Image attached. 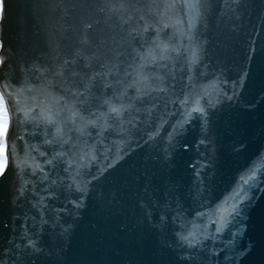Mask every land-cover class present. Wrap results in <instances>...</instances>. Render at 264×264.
Listing matches in <instances>:
<instances>
[{
  "label": "snow or ice",
  "instance_id": "1",
  "mask_svg": "<svg viewBox=\"0 0 264 264\" xmlns=\"http://www.w3.org/2000/svg\"><path fill=\"white\" fill-rule=\"evenodd\" d=\"M211 7L210 0H103L104 19L83 21L63 55L0 72V181L11 172L10 206L23 201L35 210L0 223L11 233L3 238L8 247L0 249V264H50L56 253L45 237L70 232L73 224L64 215L75 222L93 182L120 165L134 140L137 147L139 141L162 142L165 161L189 127L198 135L183 142L185 151L192 143L205 148L213 143V117L236 98L237 82L229 94L222 73L208 79L207 40L196 32ZM5 8L0 0V21ZM5 68L10 66L0 55V69ZM238 75L244 80L247 74L241 69ZM187 166L193 180L186 194H178L177 182L167 183L159 196L160 189L150 194L145 189L150 198L136 205L140 222L170 235L172 242L164 246L184 250L177 264H206L200 253L208 240L223 244L210 255L229 249L232 255L225 254L224 261L239 264L252 247L241 241L253 206L248 190L261 183L256 169L242 173L232 190L213 202L211 184L203 178L207 165ZM61 197L70 208L51 203ZM29 220L31 228L25 227ZM57 228L58 233L48 232ZM225 234L228 239H222Z\"/></svg>",
  "mask_w": 264,
  "mask_h": 264
},
{
  "label": "water",
  "instance_id": "2",
  "mask_svg": "<svg viewBox=\"0 0 264 264\" xmlns=\"http://www.w3.org/2000/svg\"><path fill=\"white\" fill-rule=\"evenodd\" d=\"M3 3L6 8L0 21L3 44L0 55L6 57L10 68L0 72L28 67L33 62L51 63V57L68 50L83 21L104 19V13L99 11L103 0H3ZM210 3L212 7L198 22L196 32L207 40L204 63L208 65V79L214 72L222 73V78L228 80L225 88L229 94L232 83L237 82L236 98L226 101L213 117L210 133L213 143L207 148L192 143L185 151L181 147L183 142H193L198 135V130L189 127L183 138L177 137L174 154L165 161L162 142L143 145L139 141L142 147H137L134 140L128 149L130 154L120 165L93 182L94 191L78 210L75 222L72 216L64 215V220L73 224L70 232L63 238L45 237L56 253L50 264H177L179 253L184 250L174 244L171 248L164 246L166 240L172 242L171 236H163L140 222L136 205L137 201L150 198L145 189L149 194L160 189L156 192L159 196L169 182H177L178 194H186L193 180L192 169L187 165L198 161L207 165L203 178L211 184L213 202L229 193L242 173L256 169L261 183L251 190L245 186L253 197V206L247 213V233L241 241L251 242L252 247L239 264H264V175H261L264 172V0H210ZM241 69L247 74L244 80L238 75ZM14 179L10 172L7 180L0 181V223H8L13 214L22 217L25 213H35L23 201H18L20 207L10 206ZM62 201L63 197L51 203L58 208H70ZM31 226L29 220L25 227ZM53 231L60 230L48 229L49 233ZM209 231L214 229L210 227ZM20 232L17 227L16 234ZM10 235V230L0 227V249L8 247L3 238ZM228 238L225 234L222 239ZM213 248H223V244L219 240L206 241L200 253L206 264H226L224 255H232V251L225 249L212 256L209 250Z\"/></svg>",
  "mask_w": 264,
  "mask_h": 264
}]
</instances>
